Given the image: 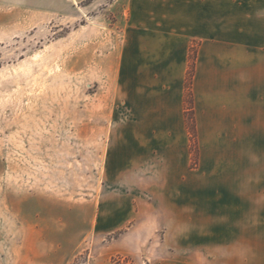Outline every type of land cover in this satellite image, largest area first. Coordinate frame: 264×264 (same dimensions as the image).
I'll return each instance as SVG.
<instances>
[{
  "label": "crops",
  "instance_id": "1",
  "mask_svg": "<svg viewBox=\"0 0 264 264\" xmlns=\"http://www.w3.org/2000/svg\"><path fill=\"white\" fill-rule=\"evenodd\" d=\"M125 8L116 32L92 34L108 73L99 186L86 202L52 205L34 191L5 207L12 161L1 153L0 264H264V0H219L214 13L211 0ZM193 41L195 167L185 118ZM5 215L18 218L19 237H4Z\"/></svg>",
  "mask_w": 264,
  "mask_h": 264
},
{
  "label": "rangeland",
  "instance_id": "2",
  "mask_svg": "<svg viewBox=\"0 0 264 264\" xmlns=\"http://www.w3.org/2000/svg\"><path fill=\"white\" fill-rule=\"evenodd\" d=\"M40 1L0 0V157L12 161L4 167L10 176L3 188L5 207L11 196L34 191L52 196V205L83 197L86 202L99 186L109 122L99 113L97 98H107L108 73L99 65L106 56L92 53V34L116 32L125 0H81L61 7L37 6ZM211 5L213 13L218 11L219 0ZM195 48L193 41L189 64ZM78 126L83 139L75 135ZM189 139L195 167L198 145L195 136ZM17 225V217L5 215L4 237H19ZM85 256L79 253L75 261Z\"/></svg>",
  "mask_w": 264,
  "mask_h": 264
},
{
  "label": "trees",
  "instance_id": "3",
  "mask_svg": "<svg viewBox=\"0 0 264 264\" xmlns=\"http://www.w3.org/2000/svg\"><path fill=\"white\" fill-rule=\"evenodd\" d=\"M193 64H194V59L191 60V63L189 64V68L187 70L186 98H185V118H186L187 127L189 130L191 140L195 136L194 116H193L192 98H191V91H190V83H191V78H192V73H193Z\"/></svg>",
  "mask_w": 264,
  "mask_h": 264
}]
</instances>
